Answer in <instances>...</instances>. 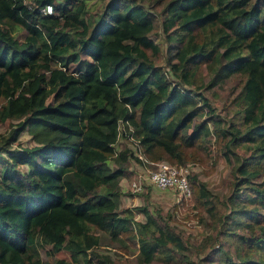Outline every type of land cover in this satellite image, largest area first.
Wrapping results in <instances>:
<instances>
[{
    "label": "trees",
    "instance_id": "obj_1",
    "mask_svg": "<svg viewBox=\"0 0 264 264\" xmlns=\"http://www.w3.org/2000/svg\"><path fill=\"white\" fill-rule=\"evenodd\" d=\"M90 1L0 0V123L15 120L0 143V264H49L44 247L74 264H113L91 251L100 234L134 239L138 264H190L182 239L144 206L142 222L119 210V179L130 158L140 162L134 152L180 165L208 153L210 136L235 156L222 237L233 257L220 243L204 260L264 264V0H146L160 15L166 68L153 59L148 3L101 0L94 16ZM201 66L207 85L238 77L226 124L190 87ZM20 131L33 143L11 147ZM118 135L134 148L116 150ZM187 178L206 206L204 182Z\"/></svg>",
    "mask_w": 264,
    "mask_h": 264
},
{
    "label": "rangeland",
    "instance_id": "obj_2",
    "mask_svg": "<svg viewBox=\"0 0 264 264\" xmlns=\"http://www.w3.org/2000/svg\"><path fill=\"white\" fill-rule=\"evenodd\" d=\"M101 2V0L89 2L90 14L95 16ZM141 2L147 6L148 2L146 0H141ZM148 6L151 11L152 23L149 36L159 46V52L156 56H153V59L157 64L166 68L169 50L167 49L164 35L160 30V15L155 12V9L149 3ZM82 58L88 61V58L83 54ZM74 68L75 64L70 63L69 70ZM194 79L195 83L190 85V87L195 88L197 85L200 88L198 90L207 98L214 114L219 118L220 124H226L230 117L235 114L236 106L233 97L239 89L237 75L232 74L220 83L207 85L208 73L201 66ZM204 113L208 114L207 111ZM195 119H198V117H195ZM234 119L235 121L238 120V113ZM14 123L15 120L10 118L0 123V143L7 138ZM191 124L192 120L190 121ZM121 132L120 128V135ZM206 141L208 142H203L202 144L210 146L208 153H200L199 157L188 159L184 164H180L185 167L187 177L194 175L198 180L204 182L209 192V203L206 206L200 205L192 196L183 198L172 189L153 187L143 178V175L147 169L152 167V164L148 161H142L144 160L142 158L140 162L130 158L125 167L129 168L132 173L128 172L124 178L121 177V185L119 184L121 188L119 210L128 208V210L132 211L133 218L142 222L144 218L141 213L137 212L136 207L144 206L154 218H158V221L165 223L182 239L185 244L184 254L190 264H223L220 253L217 254L218 258L211 261H205L204 257L208 251L218 248L220 243H224L223 247L233 257L232 240L226 238V242L222 237L225 229H228L229 221L234 217L229 212L227 196L230 194L233 185L232 168L235 156L231 155L227 159L222 155L219 146L216 149V145L213 143V136L208 137ZM32 143L30 136L25 131H20L16 140L10 143V146L15 147L16 144L21 146L31 145ZM132 144L128 138L126 140L118 135L114 148L117 150L128 146L132 149ZM234 152L239 154L241 150L235 149ZM110 163L113 165L112 162ZM127 174L129 175L128 177ZM136 178L138 182L132 184L131 182L135 181ZM207 208H211L210 212L207 211ZM223 240L225 242H222ZM48 248L44 247L38 250L42 263L51 264L55 259H63L68 264H74L69 262V256L65 251H58L51 256L46 255L45 249ZM137 249L134 239L124 237L122 242L110 241L103 234H100L99 245L91 251L98 255L109 256L114 261L113 264H138L135 259ZM94 260L89 264H96Z\"/></svg>",
    "mask_w": 264,
    "mask_h": 264
},
{
    "label": "built area",
    "instance_id": "obj_3",
    "mask_svg": "<svg viewBox=\"0 0 264 264\" xmlns=\"http://www.w3.org/2000/svg\"><path fill=\"white\" fill-rule=\"evenodd\" d=\"M42 10L49 12L50 7L47 5ZM134 154H136L138 158H142L138 152H134ZM142 161L147 160L144 159ZM148 162L152 164V167L147 169L143 178L146 179L150 185L158 189H172L183 198H188L190 196V186L188 184L185 167L182 165L171 164L165 160ZM137 178L131 183L134 184L138 182Z\"/></svg>",
    "mask_w": 264,
    "mask_h": 264
},
{
    "label": "crops",
    "instance_id": "obj_4",
    "mask_svg": "<svg viewBox=\"0 0 264 264\" xmlns=\"http://www.w3.org/2000/svg\"><path fill=\"white\" fill-rule=\"evenodd\" d=\"M126 171H127V172H126ZM128 172L132 173V172L130 171L129 168H124V172H123V175H122L121 177L124 178L125 174L128 173ZM128 176H129V175L127 174V177H128ZM121 179H122V178L119 179V184H120V185H121Z\"/></svg>",
    "mask_w": 264,
    "mask_h": 264
}]
</instances>
